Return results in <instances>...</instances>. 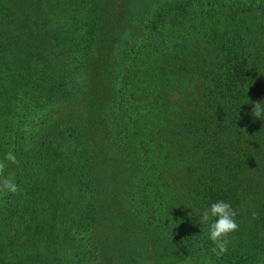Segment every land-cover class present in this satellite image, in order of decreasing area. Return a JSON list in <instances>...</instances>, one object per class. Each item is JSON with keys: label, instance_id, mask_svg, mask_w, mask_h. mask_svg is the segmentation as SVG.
Listing matches in <instances>:
<instances>
[{"label": "trees", "instance_id": "obj_1", "mask_svg": "<svg viewBox=\"0 0 264 264\" xmlns=\"http://www.w3.org/2000/svg\"><path fill=\"white\" fill-rule=\"evenodd\" d=\"M114 1L0 0V264H264V0Z\"/></svg>", "mask_w": 264, "mask_h": 264}, {"label": "clouds", "instance_id": "obj_2", "mask_svg": "<svg viewBox=\"0 0 264 264\" xmlns=\"http://www.w3.org/2000/svg\"><path fill=\"white\" fill-rule=\"evenodd\" d=\"M262 105H264V101L252 103L253 117L260 119L264 114ZM5 161L13 165L19 164L17 156L12 151L7 152L4 159L0 160V197L14 196L22 191L14 177L6 175L8 163H5ZM237 214L231 204L223 200L212 203L204 208L200 214L201 223L208 225V239L213 245L211 251L217 257L228 252L229 237L239 228L235 219ZM205 264H208V262L205 261Z\"/></svg>", "mask_w": 264, "mask_h": 264}, {"label": "rangeland", "instance_id": "obj_3", "mask_svg": "<svg viewBox=\"0 0 264 264\" xmlns=\"http://www.w3.org/2000/svg\"><path fill=\"white\" fill-rule=\"evenodd\" d=\"M124 1H125V0H115L114 3H113L114 8H116V9H117L118 7H119V8H122V9L125 8L124 11H126V10H127V8H126L127 4H124ZM127 1H128V0H127ZM144 1H146V0H143L142 2L138 3L137 5L142 6ZM137 5H136V6H137ZM120 6H124V7H120Z\"/></svg>", "mask_w": 264, "mask_h": 264}]
</instances>
